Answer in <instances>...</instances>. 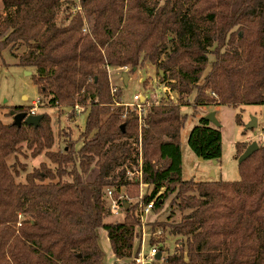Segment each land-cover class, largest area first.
Returning <instances> with one entry per match:
<instances>
[{
    "label": "trees",
    "instance_id": "16d2710c",
    "mask_svg": "<svg viewBox=\"0 0 264 264\" xmlns=\"http://www.w3.org/2000/svg\"><path fill=\"white\" fill-rule=\"evenodd\" d=\"M0 58L9 49L33 71L38 107H84L81 137L54 150L49 113L38 126L0 117V264H105L100 229L118 259H136L137 205L112 216L107 190L152 186L143 205L170 200L177 221L158 228L176 248L147 264H264V142L239 162V180L184 179L182 105L264 104V0H1ZM25 46L23 52H14ZM150 63L177 95L145 102L143 121L122 104L112 68ZM242 125L243 115L238 113ZM123 126V127H122ZM188 138L192 151L220 161L222 131L206 118ZM82 144L77 147L79 142ZM236 143V158L246 150ZM31 154L28 155L27 152ZM44 154L30 170L20 156ZM138 175L135 177V174ZM24 175L22 179L21 176ZM128 190V189H127ZM142 207V208H144ZM142 208H140L142 210ZM158 252V253H159Z\"/></svg>",
    "mask_w": 264,
    "mask_h": 264
},
{
    "label": "rangeland",
    "instance_id": "374dc122",
    "mask_svg": "<svg viewBox=\"0 0 264 264\" xmlns=\"http://www.w3.org/2000/svg\"><path fill=\"white\" fill-rule=\"evenodd\" d=\"M0 9L1 0H0ZM26 50L25 46L18 47L14 52H23ZM17 52V53H18ZM3 57L0 58V104L16 107V105L32 106L36 109V114H42L44 112L49 113L52 118V126L54 133L56 134V143L53 146L54 150H63L67 143L77 141L81 137V133L84 130L87 111L84 107H76L71 109L68 107H38L39 88L35 84L32 74H28L23 67L16 64L18 61L17 55H13L9 49L2 52ZM128 72L129 78L127 84L124 83L123 73ZM111 84L122 89L121 101L123 104L134 103V96H142L149 101L161 102V100L171 99L177 102V95L175 92L170 91L168 87L160 82L158 76V70L150 63L144 64L143 68L137 71L130 72L129 68L120 69L112 68L110 70ZM33 101L36 102L33 103ZM127 107L126 105H124ZM133 108V106H129ZM128 108V107H127ZM7 108L0 109V117L5 120H12L11 117L4 116V112L8 111ZM182 112L188 115V119L181 129L180 143L183 149L182 163H183V177L184 179H194L197 181H211V180H223V181H236L239 180V162L236 158V143L240 141H247L249 144L253 141L264 142V104L258 105H244L241 108H233L228 105H217L210 103V105L195 106L193 105V99L182 105ZM210 112L216 114V118L219 122V128L222 131V146L223 155L220 161L214 162L213 159L205 160L198 157L188 145V138L191 134V130L194 126L200 124V119L206 117ZM238 113L243 115L242 125L237 123L236 117ZM257 118L258 126L254 129H245V125L252 119ZM82 144L80 141L77 144L79 147ZM28 155L31 153L28 151ZM22 162H25L26 166L32 170L34 166H38L41 162L47 161V157L42 154L36 157L20 156ZM138 173L135 174V177ZM22 179L24 175L21 176ZM128 189V190H127ZM127 189H122L119 198L129 203L130 207L137 205V212L141 216V224L136 227L137 236L134 241V245L140 248V253L136 259H113L111 256V250L108 242L106 231L100 229V246L105 251V264H140L138 259L149 254V251L154 246L158 245V238L165 239V251L163 256L169 252H173L176 248L175 240L177 237L170 235L167 231L163 232V229L158 228V225L164 222L177 221L180 219V214L177 213L175 217L170 218L171 207L170 200H168L162 210L155 212L149 211L144 213V206L142 200L144 195L150 193L152 186L146 185L141 182L139 184H132ZM110 203V201H109ZM116 211H113L112 216L107 218L108 222H114L116 220H123L126 216L125 206L118 205ZM142 208V210L140 209Z\"/></svg>",
    "mask_w": 264,
    "mask_h": 264
},
{
    "label": "water",
    "instance_id": "95a60500",
    "mask_svg": "<svg viewBox=\"0 0 264 264\" xmlns=\"http://www.w3.org/2000/svg\"><path fill=\"white\" fill-rule=\"evenodd\" d=\"M28 74H32V72L27 71ZM128 78H129V73L128 72H124L123 73V80L124 83L127 84L128 82ZM11 115L13 116V119L15 120L16 124L21 125L23 122L29 124V125H36L38 126L41 122V118H42V114H28L27 112H15L14 110L11 111ZM206 120H208L209 122L213 123L215 126H219V122L216 118V114H214V112H210L206 117ZM258 126V122H257V118L252 117V119L245 125V129L249 130V129H254ZM123 127V126H122ZM260 145H258L257 141H253L252 143H250L248 145V147L246 148V150L241 154V156L238 158V162H242L244 159L248 158L249 156H251L252 154H254L255 152H257L259 150ZM201 159H203L202 157H200ZM214 162H217L216 159H213ZM125 210H128L130 204L125 202ZM161 257V253L159 252L156 256L155 259H159Z\"/></svg>",
    "mask_w": 264,
    "mask_h": 264
},
{
    "label": "built area",
    "instance_id": "2783aa9c",
    "mask_svg": "<svg viewBox=\"0 0 264 264\" xmlns=\"http://www.w3.org/2000/svg\"><path fill=\"white\" fill-rule=\"evenodd\" d=\"M134 100H135L134 103L123 104V102H122V104L126 105L127 107L133 106V109H135L137 111V114L139 116V120L142 122L143 118H144L145 110H146L145 102L147 100H146V98H143L142 96L140 97L138 95L134 96ZM33 103L36 104L35 101H33ZM30 114L31 115L36 114L35 107H32ZM106 197L108 198V201H110L109 205H110V208L112 209V212L116 211V209L118 207L117 206V200L113 197V191L111 189L107 190ZM152 208H153V202H151L147 206H145L143 212L148 213L149 211L152 210ZM158 252H159V247L154 246L150 249L149 254H147L146 256L144 255L142 257V259H138V261H140V264H147V263H149L150 260L155 258V256L158 254Z\"/></svg>",
    "mask_w": 264,
    "mask_h": 264
},
{
    "label": "crops",
    "instance_id": "0c3cea01",
    "mask_svg": "<svg viewBox=\"0 0 264 264\" xmlns=\"http://www.w3.org/2000/svg\"><path fill=\"white\" fill-rule=\"evenodd\" d=\"M182 152H183V149H182ZM105 231H106V230H105ZM105 234L107 235V238H108L107 231H106ZM108 242H109V239H108ZM109 246H110V242H109ZM110 250H111V246H110ZM111 256H112V258H113L114 260H115V259H118V258L115 257V255H114V253H113V250H111Z\"/></svg>",
    "mask_w": 264,
    "mask_h": 264
}]
</instances>
